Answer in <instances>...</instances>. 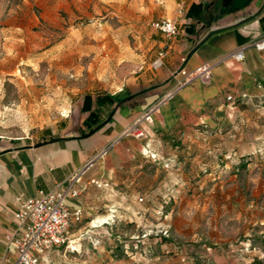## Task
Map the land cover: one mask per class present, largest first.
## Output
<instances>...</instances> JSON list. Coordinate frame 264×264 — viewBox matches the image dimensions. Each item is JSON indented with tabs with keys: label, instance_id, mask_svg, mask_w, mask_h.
I'll list each match as a JSON object with an SVG mask.
<instances>
[{
	"label": "rangeland",
	"instance_id": "374dc122",
	"mask_svg": "<svg viewBox=\"0 0 264 264\" xmlns=\"http://www.w3.org/2000/svg\"><path fill=\"white\" fill-rule=\"evenodd\" d=\"M164 1L0 0V139L25 138L66 116L76 124L89 96L117 93L149 63L159 66L149 58L143 13ZM138 132L126 135L143 146L113 160L109 223L79 233L71 263H89L110 239L111 257L129 264L177 254L206 264L209 249L264 264V114L226 142L199 129L182 133L189 138L180 145Z\"/></svg>",
	"mask_w": 264,
	"mask_h": 264
},
{
	"label": "crops",
	"instance_id": "0c3cea01",
	"mask_svg": "<svg viewBox=\"0 0 264 264\" xmlns=\"http://www.w3.org/2000/svg\"><path fill=\"white\" fill-rule=\"evenodd\" d=\"M223 1L153 2L143 13L144 26L149 58L157 59L159 66L149 63L117 93L89 96L80 104L76 124L66 116L25 138L0 139V264L16 262V242L22 237L23 224L15 215L21 201L40 191L64 188L77 175H82L81 186L97 178L113 187L88 186L71 203L85 210L83 222L71 224V239L76 240L91 222L106 223V214L114 206L110 194H115L118 173L113 160L125 147L143 146L142 140L126 133L150 110L157 109L153 123L140 126L145 141L157 134L179 145L189 138L183 135L182 139V133L196 129L210 142H226L231 139L229 133L264 114V52L253 46L264 37V0H232L227 6ZM160 20L175 22L179 34L168 39L155 30L152 24ZM238 50L244 51L241 62L229 58ZM205 64L213 66L210 82L195 81L177 91L186 75ZM111 243L106 239L100 251L88 255L91 261L87 264H129L111 257L107 249ZM175 256L157 264H193L188 256ZM202 256L206 264L252 263L233 250L209 249ZM73 260L77 259L65 246L41 256V264H72Z\"/></svg>",
	"mask_w": 264,
	"mask_h": 264
},
{
	"label": "built area",
	"instance_id": "2783aa9c",
	"mask_svg": "<svg viewBox=\"0 0 264 264\" xmlns=\"http://www.w3.org/2000/svg\"><path fill=\"white\" fill-rule=\"evenodd\" d=\"M152 27L168 39L179 34L178 25L171 20L154 22ZM253 46L258 51L264 52V37L255 42ZM229 58L241 62L245 59L244 51L238 50L232 53ZM212 68V65L205 64L192 74L186 75L187 77L179 84L177 91L195 81L210 82ZM232 100L233 97L229 96L228 101L231 102ZM156 111V108L150 110L134 126L139 131L138 138L144 137V132L139 129V126L143 122L152 124ZM105 154L106 152L102 156ZM81 176L73 177L64 188L49 193L40 191L35 197L21 201V206L15 217L23 224V234L16 242L17 259L13 264H41V256L46 251L63 246L68 250L76 248L77 243L71 239L70 235L71 224H81L84 220L85 210L82 206H72L71 203L77 201L88 186L98 190L112 189L113 187L111 182L97 178L89 180L86 186H81ZM140 201L143 202V199Z\"/></svg>",
	"mask_w": 264,
	"mask_h": 264
},
{
	"label": "water",
	"instance_id": "95a60500",
	"mask_svg": "<svg viewBox=\"0 0 264 264\" xmlns=\"http://www.w3.org/2000/svg\"><path fill=\"white\" fill-rule=\"evenodd\" d=\"M232 0H224V5L227 6Z\"/></svg>",
	"mask_w": 264,
	"mask_h": 264
},
{
	"label": "trees",
	"instance_id": "16d2710c",
	"mask_svg": "<svg viewBox=\"0 0 264 264\" xmlns=\"http://www.w3.org/2000/svg\"><path fill=\"white\" fill-rule=\"evenodd\" d=\"M93 114H94V112H91V115L89 116V118H91ZM94 131H95V130H94ZM94 131H92L90 134H88V135H86V136L91 135Z\"/></svg>",
	"mask_w": 264,
	"mask_h": 264
},
{
	"label": "bare ground",
	"instance_id": "6f19581e",
	"mask_svg": "<svg viewBox=\"0 0 264 264\" xmlns=\"http://www.w3.org/2000/svg\"><path fill=\"white\" fill-rule=\"evenodd\" d=\"M128 135H132V133L128 134Z\"/></svg>",
	"mask_w": 264,
	"mask_h": 264
}]
</instances>
